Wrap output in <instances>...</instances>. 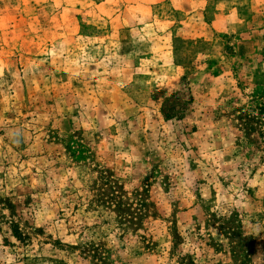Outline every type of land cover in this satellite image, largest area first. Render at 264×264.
Returning a JSON list of instances; mask_svg holds the SVG:
<instances>
[{"label": "rangeland", "instance_id": "obj_1", "mask_svg": "<svg viewBox=\"0 0 264 264\" xmlns=\"http://www.w3.org/2000/svg\"><path fill=\"white\" fill-rule=\"evenodd\" d=\"M264 0H0V264H264Z\"/></svg>", "mask_w": 264, "mask_h": 264}, {"label": "trees", "instance_id": "obj_2", "mask_svg": "<svg viewBox=\"0 0 264 264\" xmlns=\"http://www.w3.org/2000/svg\"><path fill=\"white\" fill-rule=\"evenodd\" d=\"M250 127L254 128V126L262 127L264 125V107L258 109L255 115L249 116Z\"/></svg>", "mask_w": 264, "mask_h": 264}]
</instances>
